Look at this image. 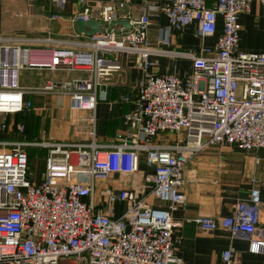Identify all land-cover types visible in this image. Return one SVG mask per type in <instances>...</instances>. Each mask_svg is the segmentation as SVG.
I'll return each mask as SVG.
<instances>
[{
    "label": "built area",
    "instance_id": "built-area-1",
    "mask_svg": "<svg viewBox=\"0 0 264 264\" xmlns=\"http://www.w3.org/2000/svg\"><path fill=\"white\" fill-rule=\"evenodd\" d=\"M53 1L63 10L65 0ZM257 1L264 17V0ZM132 2L77 0L82 9L74 20L97 21L100 31L86 37L82 46L88 50L51 49L47 62L40 49L24 46L51 39L0 37V134L9 136L0 138V264H178L172 214L187 205L181 189L189 160L209 148L264 151V54L239 50L238 18L249 12L251 0H214L211 7L205 0H144L139 18L128 21L130 30L111 28ZM154 14L167 20L164 44L171 32L191 26L200 38L212 37L217 18L222 32L213 50L173 54L191 62L183 76L148 74L153 63L148 61L147 32ZM110 53L134 57L144 73L134 110L125 117L128 128L107 147L94 142L93 130L88 143L44 144V170L32 181L27 150L38 144L19 139L26 131L23 123L6 122V117H28L33 110L19 73H84L85 78L47 83L41 93L67 97L70 112H93L98 101L106 100L104 82L120 69L105 58ZM165 133L175 140L155 143ZM142 156L152 173L143 178L141 190L149 189L165 208L144 205L136 190L102 188L98 193L96 185L111 175L137 174ZM255 163L264 165V157ZM95 197L101 199L99 207ZM118 204L121 213L114 218ZM259 212V191L253 189L249 202L235 203L229 217H196L193 222L204 232L222 229L242 237L250 253L264 255ZM221 263L238 264L233 247L222 252Z\"/></svg>",
    "mask_w": 264,
    "mask_h": 264
},
{
    "label": "crops",
    "instance_id": "crops-1",
    "mask_svg": "<svg viewBox=\"0 0 264 264\" xmlns=\"http://www.w3.org/2000/svg\"><path fill=\"white\" fill-rule=\"evenodd\" d=\"M89 4L109 0H87ZM144 0H133L125 10L119 12L120 20H137ZM211 7L214 0H205ZM82 7L77 0H65L63 10H58L53 0H0V37H19L26 40L51 39L53 43L28 42L24 47L40 49L42 60H48L46 54L55 48H67L85 51L82 46L87 38L77 32L75 16ZM57 15L53 20L51 17ZM239 50L245 53L264 54V17L257 0H251L249 12L238 18ZM167 20L164 16L154 14L150 17L147 40L152 52L148 61L153 66L148 74H176L183 76L191 69L189 60L173 55L200 48L213 50L222 32L221 19L217 18L216 33L212 37L200 38L196 27L191 26L183 32H171L168 43L160 42L165 34ZM106 59L116 62L120 69L104 82L106 100L98 101L93 112H70L69 99L61 96L43 94L41 90L47 83L61 84L72 79L85 78L82 72L67 73L64 71L26 70L19 73L20 86L30 90L24 98L31 102V114L20 120L18 115L6 117V122L23 123L25 134L21 140L37 143L28 148L30 171L29 177L37 182L44 170L48 148L46 143H88L89 133L93 130L94 142L103 147L115 143L118 132L125 131L128 123L125 117L134 110L139 86L144 73L134 61V57L125 54L110 53ZM49 76L47 80L35 84L30 78ZM29 82L31 85H27ZM93 118V122L91 119ZM8 133L0 138L8 139ZM12 137H16L12 135ZM58 137L59 140H56ZM171 133L160 134L155 139L157 144L173 142ZM264 151L242 152L237 149L209 148L194 156L186 165L183 175L182 193L185 195L186 208L177 210L172 218L177 225L174 232V251L178 264H222L221 254L229 246L237 254L238 264H264L263 254H252L248 251V242L242 237L232 236L228 231L218 229L204 232L194 224L196 217L225 218L231 215L232 207L237 202L248 203L250 192L259 191L260 212L259 226L264 228V165L256 164V158H263ZM139 172L133 176L111 175L107 181L99 182L96 189L136 190L144 205L151 208H165L166 205L155 200L149 189L141 190L143 178L152 173L141 157ZM35 174V176L33 175ZM101 199L95 197L94 203L99 207ZM114 218H117L122 206H114Z\"/></svg>",
    "mask_w": 264,
    "mask_h": 264
},
{
    "label": "water",
    "instance_id": "water-1",
    "mask_svg": "<svg viewBox=\"0 0 264 264\" xmlns=\"http://www.w3.org/2000/svg\"><path fill=\"white\" fill-rule=\"evenodd\" d=\"M118 25L124 27L127 30H130L128 20H115L109 24L111 28H114ZM75 26L79 34L88 37L99 33L101 24L94 20L83 21L82 19L78 18L75 20Z\"/></svg>",
    "mask_w": 264,
    "mask_h": 264
},
{
    "label": "rangeland",
    "instance_id": "rangeland-1",
    "mask_svg": "<svg viewBox=\"0 0 264 264\" xmlns=\"http://www.w3.org/2000/svg\"><path fill=\"white\" fill-rule=\"evenodd\" d=\"M6 37H8V36H6ZM29 80H30V82H34L35 84H37V83H42V82H45L47 80H53V79L49 78V76L43 75V77H39V78H36V79L30 78ZM27 85H31V84L29 82H27ZM19 118H20V120H23L26 117H24L22 115H19ZM56 140H59L58 137L56 138ZM33 175L35 176L34 173H33Z\"/></svg>",
    "mask_w": 264,
    "mask_h": 264
}]
</instances>
